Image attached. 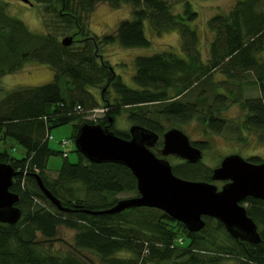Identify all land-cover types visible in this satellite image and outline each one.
<instances>
[{
  "label": "trees",
  "instance_id": "1",
  "mask_svg": "<svg viewBox=\"0 0 264 264\" xmlns=\"http://www.w3.org/2000/svg\"><path fill=\"white\" fill-rule=\"evenodd\" d=\"M30 1L42 5L41 32L28 29L0 4V74L33 60L47 65L52 78L37 85H16L2 90L0 96V162L19 170L9 189L18 194L15 204L20 209L15 222L0 221V264H91L83 250L97 255L96 264H264V199L246 196L240 202L257 225L259 240L255 243L233 238L210 216H203L200 229L189 231L155 207L92 213L112 205L118 199L116 193L136 195L133 174L121 163L89 161L75 148L77 159L69 161L67 151L54 150L47 142L50 128L66 122H72L74 134L87 122L106 125L117 135L129 137L126 129L113 126L115 115L122 111L130 124L142 125L159 136L166 124L171 127L192 119L218 133L226 127V118L219 114L228 105L227 98L244 109L235 128L261 136L264 0H235L226 11L209 15L205 24L211 36L204 57L197 30L190 25L197 12L189 0H178L181 7L176 10L173 0ZM98 2L114 7L127 2L131 16L119 19L112 31L91 33L90 13ZM144 20L154 33L176 29L181 52L164 49L135 55L131 78L136 86L131 87L98 50L111 42L122 47L148 45ZM63 36L71 37L69 44H61ZM213 72L221 76L213 79ZM60 75L67 77L63 92ZM227 85L238 89L253 86L257 94L240 99L231 88L219 89ZM95 86L99 100L90 90ZM190 94L193 96L188 97ZM100 103L104 109L100 116H84L83 112ZM237 137L244 139L242 133ZM8 139L22 147L19 156L10 153L13 145ZM192 144L201 151L207 147L202 139ZM56 153L62 161L49 175L46 160ZM244 158L262 161L257 154ZM171 170L184 178L210 180L211 169L199 161L181 159ZM34 173L66 210L43 195ZM58 226L74 232L67 248L54 251L51 244Z\"/></svg>",
  "mask_w": 264,
  "mask_h": 264
},
{
  "label": "water",
  "instance_id": "2",
  "mask_svg": "<svg viewBox=\"0 0 264 264\" xmlns=\"http://www.w3.org/2000/svg\"><path fill=\"white\" fill-rule=\"evenodd\" d=\"M31 3L30 0H21ZM70 36H63L67 45ZM129 137L117 135L106 125L83 123L76 130L74 147L93 162H117L125 165L136 182V195L118 198L112 205L95 212H117L133 206L155 207L172 219L182 222L189 231L204 225L203 216L217 219L233 238L255 243L259 240L256 223L240 202L246 196L264 199V161L252 162L240 154L223 155L211 168L210 180L188 179L174 174L165 156L172 154L188 162L200 160L202 151L191 143L180 128L171 126L163 130L157 156L151 147L159 135L142 125L131 123ZM7 162H0V221L13 223L20 216L15 204L18 194L9 189L12 177L18 174ZM36 183L45 197L58 209L66 210L34 173ZM222 181L219 186L211 182Z\"/></svg>",
  "mask_w": 264,
  "mask_h": 264
},
{
  "label": "rangeland",
  "instance_id": "3",
  "mask_svg": "<svg viewBox=\"0 0 264 264\" xmlns=\"http://www.w3.org/2000/svg\"><path fill=\"white\" fill-rule=\"evenodd\" d=\"M176 1L173 6V10L180 9L181 1ZM191 7L196 10V17L190 22V25H194L198 33V46L202 53V57L205 56V48L210 38V31L206 27V19L209 15L216 12L226 11L235 0H189ZM0 4L5 6V10L12 16L19 18L24 22L28 29L34 32H41L43 30L42 21L40 17L41 4L38 3H26L21 0H0ZM130 5L127 2H122L119 6L114 7L106 4L105 2H98L90 13L89 29L91 33L99 34L104 31H112L121 18L130 17ZM144 31L146 36L150 39V43L142 47H122L116 42L107 43L102 46L98 52H100L101 57L107 59L112 65L114 71L120 75L121 80L128 86L135 87L131 75L134 68L133 57L138 54H149L156 51H161L164 49H171L175 52H181L180 49V39L176 29H166L159 33H154L150 28H148L147 20L143 21ZM75 38V37H74ZM204 55V56H203ZM50 68L42 63H38L33 60H26L23 64L16 70L11 72H3L0 74V96L2 95V90L14 87L16 85H37L44 83L52 78L50 75ZM221 76L218 72H213V79H217ZM65 75H60L58 78V84L62 90L68 86ZM221 86V84H220ZM231 88L236 96L240 99L248 95L257 94L255 87H244V89H238L237 86L227 85L226 89L220 87V90L227 91ZM91 92L97 100H99V88L90 87ZM239 90V92H238ZM111 93V92H109ZM192 97L193 95H187ZM228 105L221 109L219 114L220 117L226 118L223 130L218 133L211 132L210 130H205L203 126L196 120H189L186 123L174 125L180 128L185 134H187L190 140L202 139L206 142L207 147L202 149V156L199 160L200 163L212 168L217 165L220 158L228 153L235 152L240 154L242 157H247L250 154H257L264 161V134L258 135L248 131L239 132L236 127V122L242 117L244 109L241 108L238 101L231 102L229 98ZM102 104L93 107L92 109L83 112L84 116L90 119H94L102 114L100 110ZM129 121L126 118L124 112H120L115 115L113 126L117 129H126L129 126ZM168 124L165 125V129L168 128ZM74 127L72 122L62 123L50 128V136L48 139V145L54 150H65L67 151V159L69 161H75L77 159V154L74 150ZM242 133L244 139H239L237 135ZM161 137L159 136L158 142L155 143L151 150L157 155L162 156L159 153V148L161 146ZM66 140L65 144H60V141ZM8 142L13 145V149L9 148L10 153L19 156L22 152V147L17 144L13 139H8ZM160 142V143H159ZM158 143L160 144L158 146ZM165 159L169 163L175 164L181 160L178 156L167 154ZM62 161V156L60 153L51 154L46 160V170L52 175L58 168ZM217 186L221 184L220 180L211 181ZM130 192H120L116 193L117 198L130 196ZM73 229L58 226L56 231V238L51 244V248L54 251L63 250L67 248V244L71 243ZM83 254L87 258L89 257L92 261L91 264L98 263V257L93 252L89 250H83ZM103 264V263H102ZM149 264H166L162 263H149Z\"/></svg>",
  "mask_w": 264,
  "mask_h": 264
},
{
  "label": "built area",
  "instance_id": "4",
  "mask_svg": "<svg viewBox=\"0 0 264 264\" xmlns=\"http://www.w3.org/2000/svg\"><path fill=\"white\" fill-rule=\"evenodd\" d=\"M103 108H100V110H102ZM48 137H51L50 135ZM66 142V140H62L60 141L61 144H64ZM178 240H180V238H178Z\"/></svg>",
  "mask_w": 264,
  "mask_h": 264
},
{
  "label": "crops",
  "instance_id": "5",
  "mask_svg": "<svg viewBox=\"0 0 264 264\" xmlns=\"http://www.w3.org/2000/svg\"><path fill=\"white\" fill-rule=\"evenodd\" d=\"M49 73H50V75L52 74L51 70H50V72H49Z\"/></svg>",
  "mask_w": 264,
  "mask_h": 264
},
{
  "label": "flooded vegetation",
  "instance_id": "6",
  "mask_svg": "<svg viewBox=\"0 0 264 264\" xmlns=\"http://www.w3.org/2000/svg\"><path fill=\"white\" fill-rule=\"evenodd\" d=\"M193 140H191V143H192ZM196 146V145H195Z\"/></svg>",
  "mask_w": 264,
  "mask_h": 264
}]
</instances>
